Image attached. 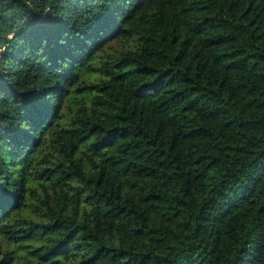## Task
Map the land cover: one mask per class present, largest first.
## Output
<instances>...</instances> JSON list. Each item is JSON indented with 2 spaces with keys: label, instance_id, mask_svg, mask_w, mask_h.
<instances>
[{
  "label": "trees",
  "instance_id": "trees-1",
  "mask_svg": "<svg viewBox=\"0 0 264 264\" xmlns=\"http://www.w3.org/2000/svg\"><path fill=\"white\" fill-rule=\"evenodd\" d=\"M0 264H264V0H0Z\"/></svg>",
  "mask_w": 264,
  "mask_h": 264
}]
</instances>
